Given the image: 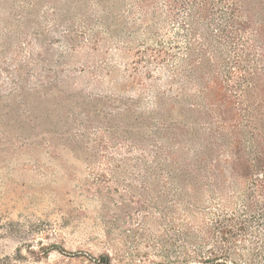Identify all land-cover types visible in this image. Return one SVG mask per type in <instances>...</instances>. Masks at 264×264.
Wrapping results in <instances>:
<instances>
[{"label": "rangeland", "instance_id": "1", "mask_svg": "<svg viewBox=\"0 0 264 264\" xmlns=\"http://www.w3.org/2000/svg\"><path fill=\"white\" fill-rule=\"evenodd\" d=\"M158 22L128 0H0V264H215L183 169L205 110Z\"/></svg>", "mask_w": 264, "mask_h": 264}, {"label": "trees", "instance_id": "2", "mask_svg": "<svg viewBox=\"0 0 264 264\" xmlns=\"http://www.w3.org/2000/svg\"><path fill=\"white\" fill-rule=\"evenodd\" d=\"M128 1L144 21L177 26L178 72L203 103L196 163L183 169L194 176L193 215L213 217L210 263L264 264V0Z\"/></svg>", "mask_w": 264, "mask_h": 264}]
</instances>
